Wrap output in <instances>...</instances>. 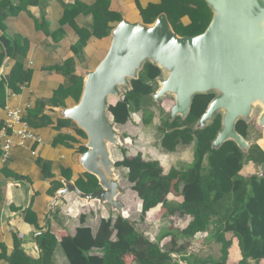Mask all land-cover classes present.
<instances>
[{"label": "trees", "instance_id": "trees-1", "mask_svg": "<svg viewBox=\"0 0 264 264\" xmlns=\"http://www.w3.org/2000/svg\"><path fill=\"white\" fill-rule=\"evenodd\" d=\"M21 1L22 6H14L13 0L0 1V29L3 32L5 20L9 16L17 15L26 5L40 3L39 0ZM109 6L110 0H99L91 8L95 15L93 35L100 39L111 34V22L122 20L121 15L111 11ZM66 7L69 20H72L77 15L74 14L76 5ZM141 10L147 24H153L159 15L165 13L173 30L181 37L205 33L214 16L205 0H162L160 4H151L147 9ZM185 16L191 19L189 26L182 23ZM80 35L81 41L74 47L76 55L81 54L91 36L84 30H80ZM0 42L3 48L0 66L7 57L17 60L12 73L0 81L1 98L7 89L19 92L21 86L30 80L31 72L23 67V60L29 50L28 40L10 39L4 34ZM162 73L163 70L159 66L147 62L140 72L139 79L132 80V89L125 90L124 97L111 105L110 112L118 125H126L133 114L142 113L143 123L151 126L156 117L154 108L157 107L162 114L161 124L156 127L160 147L165 152L174 153L180 145H194V160L189 165L180 169L172 168L170 172L165 173L159 161H147L141 153L129 156L127 150L123 149L124 158L116 162V167L127 170V179L142 201V222L146 221L151 210L162 205L165 209L162 217H191L188 226L184 230L166 228L161 231L155 242L129 219L119 217L115 224L113 218L103 219L95 233L86 225V216L82 215L81 226L77 228L74 236L67 235L59 241L51 231L38 235V260L26 256L22 237L19 235H15V251L12 256H7L5 246L0 244L1 258L7 260L8 264H57L56 252L59 246L69 264H228L229 250L233 245L232 240L227 237L228 234H232L239 241L242 259L237 264H251V261L262 264L264 176L256 174L246 178L242 171L249 163L262 166L264 149L258 144H252L245 153L234 141H227L220 148H214L213 144L223 128L222 113L217 114L214 121L205 128L196 129L217 93L196 95L188 117L183 119L177 116L172 120L171 114L154 102L153 95L159 88L158 78ZM68 77L74 80L73 84L61 89L54 102L68 94H73L78 103L81 100L84 78H77L73 74ZM26 120L32 127L39 128L44 124L46 117L29 111ZM67 123L69 121H62L61 127ZM1 128L2 126L0 130ZM236 129L245 139H249L251 123L240 120ZM78 133L88 138L83 130L78 129ZM66 139L76 142V139L67 136H60L56 142H64ZM87 150V147L81 148L82 153ZM2 154L3 152H0V156ZM41 168L45 179H53L50 164L42 163ZM14 177L18 181H29L24 176ZM58 183L56 189L65 187L62 182ZM75 183L85 194L102 189L98 177L90 172H86L85 177ZM172 193L182 196L183 202L171 201L169 195ZM202 233L208 234L206 240L221 245L219 258H201L188 252L193 240ZM167 238H170V246L165 248L161 243ZM233 252H237V245L233 247Z\"/></svg>", "mask_w": 264, "mask_h": 264}, {"label": "crops", "instance_id": "crops-1", "mask_svg": "<svg viewBox=\"0 0 264 264\" xmlns=\"http://www.w3.org/2000/svg\"><path fill=\"white\" fill-rule=\"evenodd\" d=\"M39 2L35 5H26L17 15L9 16L5 20L4 32L0 29V38L6 34L10 39L19 38L29 41V50L23 60V67L31 72L30 80L21 86L19 92L7 89L6 94L1 96L0 126L6 119L7 106L26 107L29 105L27 114L30 111L34 114H43L46 117L42 126L33 127L35 133L44 139L43 145L39 146L30 142L26 147L14 148L7 160H4L2 155L0 156V244L5 246L7 256H12L15 251V235H19L22 237L24 253L34 260L40 258V249L37 245V237L40 233L51 231L59 241L64 236H74L77 228L81 226L82 215L86 216V225L90 226L95 233L100 227V224L96 225L90 222L91 216H94L92 215L93 211L97 213L95 207L87 206L92 202H87L71 193L55 203L56 197L62 189L59 186V189H56L58 182V184L62 182L65 186L67 181L75 183L85 177L87 171L82 165L81 148L87 147L89 139L78 133L80 128L74 120L66 119L64 116L66 109L73 108L78 103L74 95H65L56 102H54V98L61 89L73 84L74 80L70 79L68 75L73 74L77 78H84L85 82L87 72L94 71L101 64L113 43L112 32L121 22L145 23L141 8L147 9L151 4H160L162 0H110V10L120 14L122 20L111 22L110 25L113 27L111 34L103 39L93 35L95 15L91 8L99 0H39ZM13 5L22 6L23 2L13 0ZM68 5H76L74 14L77 13V15L72 20H69L66 7ZM182 23L189 26L191 19L185 16L182 18ZM80 30L89 32L91 36L84 45L81 54L76 55L74 47L81 41ZM2 52L3 48L0 42V54ZM16 63L17 60L11 57L4 60L0 66V81L12 73ZM163 74L164 71L160 77H163ZM154 102L158 107H161L160 102L155 98ZM169 114L172 117V112ZM110 115L113 116L111 112ZM62 121H69V123L61 127ZM257 127L262 129L259 123ZM60 136L76 139V142L66 139L64 142L57 143ZM188 147L194 150V145H180L174 153ZM34 150H37V156H33ZM0 152H2L1 143ZM117 152H119L117 160H123L124 155L122 158V154H120L123 151L118 150ZM163 152L174 154L164 150ZM193 160L192 151L191 160L186 165L191 164ZM42 163L51 165L53 179H45L41 168ZM248 167L257 168L254 163H249L245 166L242 174L246 178L256 175L253 172H248L251 169ZM15 175L24 176L29 181H18L14 177ZM69 177L70 180H68ZM53 181L57 182L53 183ZM52 191L55 193L53 194ZM169 199L180 203L184 200L182 196L175 197L172 194L169 195ZM94 204L98 203L94 202ZM100 205L99 203L97 206L102 210V213H107L111 209L110 205ZM85 206L89 209L88 211L84 209ZM154 210L160 214V206ZM157 218L159 220V216ZM187 218H189V224L192 218L185 217V219ZM69 221L72 224L78 222V226L71 227ZM202 234L208 237L207 233ZM207 237L204 238L205 241ZM233 238H228L233 242L229 250L228 264H237L242 259L239 241L236 237L233 236ZM167 240L170 241V238ZM235 245H237L236 253L233 252ZM1 255L2 249L0 248V264H8V261L1 258ZM60 258L66 259L61 246L56 252L57 264ZM253 263L254 261H251V264Z\"/></svg>", "mask_w": 264, "mask_h": 264}, {"label": "water", "instance_id": "water-1", "mask_svg": "<svg viewBox=\"0 0 264 264\" xmlns=\"http://www.w3.org/2000/svg\"><path fill=\"white\" fill-rule=\"evenodd\" d=\"M205 1L214 16L201 35L179 36L165 13L153 24L123 21L113 30L107 56L94 71L87 72L81 100L64 114L87 134L82 165L98 177L102 189L85 194L76 183L67 181L55 203L74 193L87 202H110L123 214V205L116 200L121 186L112 177L116 164L109 147H120V141L117 123L110 115V98L121 100L124 92L120 87L131 90L132 80L139 79L147 62L168 74L158 79L160 88L153 96L158 102L169 94L176 97L173 120L188 117L196 95L217 93L196 129L205 128L222 113L223 128L213 147L234 141L242 151H249L252 144L236 126L240 120L249 121L258 105L263 108L258 123L264 128V0ZM261 170L264 176V164Z\"/></svg>", "mask_w": 264, "mask_h": 264}, {"label": "rangeland", "instance_id": "rangeland-1", "mask_svg": "<svg viewBox=\"0 0 264 264\" xmlns=\"http://www.w3.org/2000/svg\"><path fill=\"white\" fill-rule=\"evenodd\" d=\"M167 72H164L163 78H167ZM160 83V82H159ZM122 93L125 91L126 86L123 85L120 87ZM119 98L116 96H112L110 98L111 104L115 101H118ZM161 107L167 112L171 113L173 107L176 105V97L172 94H169L163 97L160 101ZM156 117L154 119V123L151 126H146L142 121V113H136L132 115L131 120L126 125H116L115 128L118 131V139L120 141V147L111 144L109 149L111 152V158L113 162L116 164L117 152L118 150H127V154L129 156H135L141 153L145 160H158L164 168V172L168 173L172 168H182L187 162L191 160L192 157V149L191 148H183L180 152L174 154H165L162 148L159 145L158 133L156 127L161 124V111L155 107L154 108ZM263 111L261 106H256L254 110V114L249 123H251V135L249 140L251 144H258L264 149V128L259 129L257 124L259 122L260 115ZM122 158H123V153ZM251 168V167H248ZM86 170V169H85ZM248 172H253L259 176L263 175V171L260 166L257 168L253 167L249 169ZM247 174V172H246ZM112 177L118 181L121 186V189L117 195L116 200L123 205V214L119 213L115 210L110 202H105L101 204L99 201H92L91 204L87 206H91V208L95 207L97 213L93 211L90 218L91 223H95L96 225L101 224L100 222L103 219L108 220L109 218H113L114 224L118 220L119 217L129 219L137 224V227L140 231L144 232L147 236H149L153 241L156 242L158 237L161 234V231L166 228H173L184 230L188 225L189 218H179L176 216L164 218L162 217V213L165 212V209L160 205V214L156 213V210L150 211L147 215L146 221L142 222L140 219L141 216V201L138 194L133 190L132 184L127 179V172L124 169H118L115 165L112 168ZM171 195V194H170ZM173 196L177 197L174 193ZM173 198V197H171ZM176 201V200H175ZM100 206H111L110 211L103 212L99 209L98 204ZM87 206L84 207L86 211L89 209ZM110 208V207H109ZM156 213V214H155ZM112 214V216H111ZM159 216V220L157 218ZM72 220V219H71ZM78 222H74L73 224L69 221V225L73 228L76 227ZM78 226V225H77ZM207 235L200 234L197 236L198 239L193 240L191 246L189 248V253L196 254L201 258H207L209 256L214 258H219L221 256V245L216 242L205 241ZM115 238V237H114ZM229 239H234L232 234H229ZM169 242L167 239L164 240L161 245L165 248H168ZM181 243L183 241H180ZM169 245V246H168ZM66 260V261H65ZM67 262V263H66ZM58 264H69L67 259L60 258ZM182 264V263H181ZM254 264V263H253Z\"/></svg>", "mask_w": 264, "mask_h": 264}, {"label": "built area", "instance_id": "built-area-1", "mask_svg": "<svg viewBox=\"0 0 264 264\" xmlns=\"http://www.w3.org/2000/svg\"><path fill=\"white\" fill-rule=\"evenodd\" d=\"M29 108V105L26 107H6L7 116L0 130V143L4 160L9 159L14 148L26 147L30 142L39 146L44 144V139L35 133L33 127L26 120ZM32 154L37 156V150H34Z\"/></svg>", "mask_w": 264, "mask_h": 264}]
</instances>
